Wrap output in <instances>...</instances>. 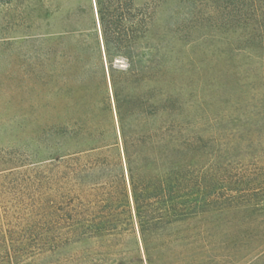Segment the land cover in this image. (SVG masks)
Segmentation results:
<instances>
[{"label": "trees", "instance_id": "1", "mask_svg": "<svg viewBox=\"0 0 264 264\" xmlns=\"http://www.w3.org/2000/svg\"><path fill=\"white\" fill-rule=\"evenodd\" d=\"M162 1L78 0L47 34L58 73L45 98L35 78L36 148L0 163V264L94 241L95 264H208L204 216L264 209V99L236 118L195 113L158 33ZM222 1L264 49V0Z\"/></svg>", "mask_w": 264, "mask_h": 264}, {"label": "rangeland", "instance_id": "2", "mask_svg": "<svg viewBox=\"0 0 264 264\" xmlns=\"http://www.w3.org/2000/svg\"><path fill=\"white\" fill-rule=\"evenodd\" d=\"M67 1L0 0V163L22 162L36 148L35 78L41 76V95L49 96L58 70L52 73L46 58L53 44L47 34L61 32L68 12L76 13L78 0ZM43 4L51 6L52 16ZM223 7L222 0H163L158 33L180 98L205 117L236 118L248 102L264 99V49L253 41V24L226 17ZM201 223L208 230V264H264V209L250 205L212 212ZM30 264H95V241Z\"/></svg>", "mask_w": 264, "mask_h": 264}]
</instances>
